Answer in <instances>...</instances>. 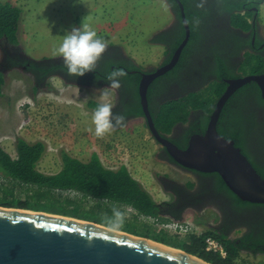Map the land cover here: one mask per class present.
Listing matches in <instances>:
<instances>
[{
  "label": "rangeland",
  "instance_id": "1",
  "mask_svg": "<svg viewBox=\"0 0 264 264\" xmlns=\"http://www.w3.org/2000/svg\"><path fill=\"white\" fill-rule=\"evenodd\" d=\"M7 2L22 10L21 21L17 45L9 44L6 39L0 40V60L2 49L12 46H16L33 61L62 59L53 55V52L59 47L63 36L72 28L84 25L96 31L107 46L122 47L125 56L133 59L144 71L159 67L167 56V49L174 42L166 32L174 21L173 14L170 6L163 0H0L3 4ZM259 20V33L264 39V7L260 8ZM219 22L221 20H216L210 26L208 19L204 17L197 22L196 27L201 36L198 44L191 49L192 56L187 62V70L180 76L182 82L188 74L193 76L197 69L209 70L211 63L208 49L212 44L222 51H228L231 47L227 40L218 39L224 31L219 29ZM212 38H216L215 42L209 43ZM211 51L214 52L213 47ZM247 51L242 53L240 64L245 60ZM252 63L254 64H249L250 66L245 64L243 70L240 69V74L250 75L251 70L246 67L255 66L256 60ZM206 74L210 75L209 72ZM4 78L6 83L3 96L0 97V146L12 157L16 156L15 144L18 138L30 143L41 141L46 144L47 153L39 164V170L45 174L60 171L62 151L83 162H88L93 154H98L107 168L117 170L126 166L154 201L168 198L157 182L159 176H169L181 184H188V176L169 169L157 157L159 145L150 135L143 118H135L123 128H117L102 138H97L89 131V128L94 130V125L93 110L86 106L88 101L114 105V91L80 88L57 77H50L43 85H39L33 82L29 74L16 69L4 74ZM211 78L184 85L178 93L165 81L159 80L154 101L166 103L178 100L183 103V107L188 103L187 97L190 104L194 102L195 105H200L201 110L206 113L213 107L212 100L216 98V104L219 98L214 91L215 81ZM35 86H39L37 90L34 89ZM189 87L194 89H188ZM105 91L109 92L107 97L104 96ZM258 116L254 117L253 130L246 135L244 144L245 152L260 168L264 163V120ZM247 125L249 129L250 124ZM5 188H12L13 196L18 200H27L30 209L48 214L74 215L108 227L103 218L111 216L112 206L109 204L108 207L103 204L93 206L95 202L81 201L75 192L42 196L34 193L35 188L3 179H0V198L4 196ZM115 207L126 213L125 224L118 231L136 234L145 239L150 237L149 240L172 235L164 232L154 219L151 220L154 224H145L142 220L133 218L135 213L129 207ZM208 214L209 217L214 216L211 211ZM168 243L171 244L170 241ZM242 259L250 264H264V256L253 259L241 253L239 260Z\"/></svg>",
  "mask_w": 264,
  "mask_h": 264
},
{
  "label": "trees",
  "instance_id": "2",
  "mask_svg": "<svg viewBox=\"0 0 264 264\" xmlns=\"http://www.w3.org/2000/svg\"><path fill=\"white\" fill-rule=\"evenodd\" d=\"M169 2L174 12L178 14L180 20L179 35L175 36L174 42H172L170 46L171 50L174 52L185 37V28L182 23V13L179 2L177 0H169ZM180 3L184 6L186 19L191 29V36L175 68L164 76L157 78L150 86L148 91V102L149 110L156 127L158 130L167 134H170L177 124H186L189 122L192 111L200 110L201 113H199L198 119L189 122L190 126L185 133L186 141H188L193 134H203L205 132L209 120V115L206 113H212L216 98L212 100L213 107L206 113L201 110L200 105H195L194 102L190 104L187 97L188 103L183 107H181L183 103L178 100H173L177 102L170 100L166 103L161 100L155 102L154 97L157 94L158 81L167 78H176L180 76L182 71L186 68L187 62L190 56H192L191 49L198 44V40L201 36L196 24L202 17L208 19L210 26L215 24L214 21L220 19L224 21L225 24H229L234 30L239 29L242 32L253 31L254 15L256 14L254 8L259 9V6L264 3V0H180ZM21 12L22 10L18 6H14L10 2L5 4L0 3V40L6 39L11 45L18 44L17 36L19 33ZM256 22H259V17L255 20V23ZM236 32L226 29L218 36V39L223 38L230 43L231 47L228 51H222L220 47L213 44L208 49V52H210L209 62L211 64L209 68L210 75L206 74V77H212L211 80L215 81L214 91L217 97H220L224 93L227 86V79L241 77V75H236V72L237 70L240 72V69L243 70L242 68L246 66L245 64L250 66L249 64H254L252 62L256 60L255 66L252 65L251 68L246 67V69L248 68V70H251L250 75L264 73V49L256 52L252 47V50L247 51L245 60L240 64V51L245 44H252V35H254V32L248 39L243 38L240 34L241 32ZM215 39L216 38H212L209 43H214ZM259 43L260 41L257 37L256 46H258ZM212 47L214 48V52L211 51ZM230 51L232 52L229 53ZM233 52L238 53L236 60L235 56H237V54L235 55ZM107 54L108 56H106ZM130 61V58H125L122 47L110 45L107 46L106 51L97 62L99 67L97 68L96 65L95 71L88 72L84 76L69 75L67 69L63 65L62 59H44L40 61L29 59L28 70L32 71L34 75L37 73L41 77H45L46 80L50 77H57L67 84L86 87L88 85L86 81L87 78L94 77L97 80H103V83H109L107 80L108 74L114 68H122L126 75L119 79L123 88V93L128 99L125 103V110L121 115H124L127 120L129 118L144 117L139 96V83L141 81L140 71H142V68L136 64H131ZM230 64H240V67L233 69ZM202 81L203 80H201V82ZM33 82L41 85L42 81L33 78ZM5 83L4 73L0 71V97L3 96V87ZM103 85L104 84H100L97 86L101 87ZM38 87L39 86H35L34 89L37 90ZM99 104L101 103L89 100L86 106L88 109L94 111ZM256 104L264 108V100L261 97L260 89L256 83L252 82L240 88L229 99L219 120V133L225 138L233 140L235 145L240 147L244 153H246L244 144L246 132L253 130L255 124L254 117L257 111L254 109V106H256ZM247 124H250L249 130H247ZM262 137H264V135H262ZM15 151L16 156L12 157L0 146V179L13 184L35 188L36 190L34 193L41 194L42 196L53 193L63 194L75 192L79 195L81 201L89 200L92 203L95 202L93 206L94 204H103L108 207L109 204L112 206L110 207L111 209L114 206L129 207L137 212L133 217L136 219H139L141 216L151 218L159 217L157 204L154 202L151 195L143 189L141 184L132 177L126 166H121L119 169L114 170L104 166L98 154H93L88 162H83L62 151L60 155V171L55 174H45L39 170V164L47 153V146L44 142L38 141L30 143L22 138H18L15 144ZM248 157L249 160L253 162L249 155ZM255 168H257L261 177L264 178V168H258L256 164ZM211 175L219 180L221 187L231 194L239 205H261L264 207L262 204H253L240 200L226 186L218 174ZM190 185L192 186V184ZM3 191L4 196L0 198L1 207L36 211L28 207L27 200L23 202L15 198L12 188L10 190L5 188ZM10 196L12 199H8ZM61 216L87 221L82 217L74 215ZM163 222L166 221L164 220ZM133 235L138 236L136 234ZM167 237H157L151 240L187 252L209 264H250L246 259L239 260L243 251L242 248H244L246 244L244 238L240 239V243L237 244L225 240L222 236L217 235L215 231L211 230L206 231L200 236L188 235L184 237L181 235H168ZM208 237H212L221 243L227 252L226 258H222L217 253L206 251L205 240ZM146 238L150 239V237ZM168 241H170L171 244L168 243ZM257 243L260 242L254 244Z\"/></svg>",
  "mask_w": 264,
  "mask_h": 264
},
{
  "label": "water",
  "instance_id": "3",
  "mask_svg": "<svg viewBox=\"0 0 264 264\" xmlns=\"http://www.w3.org/2000/svg\"><path fill=\"white\" fill-rule=\"evenodd\" d=\"M180 4L185 37L172 60L151 72H141L139 96L152 138L177 165L218 174L242 201L264 205V178L233 140L222 136L218 123L229 99L252 82L264 100V73L226 80L203 134L190 137L185 149L163 137L149 110L150 85L178 64L191 36ZM257 18V14L254 15ZM0 264H209L187 252L90 221L38 211L0 206Z\"/></svg>",
  "mask_w": 264,
  "mask_h": 264
},
{
  "label": "flooded vegetation",
  "instance_id": "4",
  "mask_svg": "<svg viewBox=\"0 0 264 264\" xmlns=\"http://www.w3.org/2000/svg\"><path fill=\"white\" fill-rule=\"evenodd\" d=\"M169 6L173 14L174 21L166 32L168 33V35H170V39H174L175 36H178L180 32V20L178 18V14L174 12L170 3ZM253 25V31L242 32L239 29L234 30L229 26V24H225L224 21H221V23L219 24V29H227L228 31L233 32L237 31L236 33L241 32L240 34L245 39H248V37L251 36V34L254 32V35H252V44L244 45V47L240 51V57L242 56L243 52L252 50V47L254 48V50H256V52L264 49V40L261 38V35L259 33L260 26L255 24ZM257 37L260 41L258 46H256ZM2 51L3 54L0 60V71H2L4 74H7L9 71L16 69L29 74L32 79L35 78V80L42 81L41 85L45 83V77H41L37 73H35L34 75L32 71L28 70L29 59L22 52H20L16 48V46H12V48L4 47ZM175 51L173 52L169 47L166 52L167 56H165V60L160 65L163 66L168 64L172 60ZM232 51H230L229 53H231ZM234 54H237V56H235L236 60V57H238V53ZM106 56H108V54ZM125 58L127 57L125 56ZM130 63L136 64L134 61H130ZM230 65L233 69L240 67V64ZM98 67L99 66L97 65V68ZM184 70H187V67ZM184 70L182 71L180 76L183 74ZM151 71L152 69L148 70V72ZM141 72L142 71H140V74ZM208 72L209 70L205 71L202 69H197L193 72V76L192 74L187 73L188 75L186 78H184V82L180 80V76L176 78H167L163 81H165L167 85L171 86L174 91L178 93L179 91H181V89H183L184 85H191L197 83L198 81L206 79V73ZM236 73V75H241L238 70ZM242 76L243 75H241V77ZM86 81L88 82V85L86 87L84 86V88H91L96 90L108 89V82L103 83V80H97L94 77H89L86 79ZM100 84L104 85L98 87L97 85ZM190 88L193 87H189L188 89ZM112 91H114L115 93L113 112L116 114H122L125 110V103L127 102L128 98L124 95L121 84L119 89ZM254 109L257 111L256 115L258 114V117L264 120V108H261L256 104V106H254ZM199 113L201 112L192 111L191 116L189 117V122L197 120ZM132 119H127L125 123L131 121ZM189 122H187L186 124H177L170 134H167L160 130L159 131L163 135V137L169 139L177 147L185 149L189 141H186L185 137L186 130L190 126ZM251 131L252 130L247 131L246 135ZM157 144L159 145V152H157V157L160 158L161 162L165 164V166L169 169L174 170L179 174L188 176L189 180L188 184H181L175 179L170 178L169 176H159L157 182L160 187L166 192L168 198L161 201H154L157 204V211L159 213V217H153L155 222L157 221V223H159V226L165 223L163 222L164 220L167 223L188 222L199 228L202 234H204L208 230L215 231L217 235L222 236L225 240L237 244L240 243V239L244 238L246 240V244L244 248H242V254L250 255L253 259H258L264 256V207L261 205H239L234 197L221 187L219 180L215 176L185 169L177 165L176 162L170 157L167 150L159 143ZM244 154L248 157L246 153ZM252 164L255 167V164L253 162ZM262 167L264 168V163L262 164L261 168ZM190 184H192V186ZM209 211L214 214L213 217H209ZM139 219L142 220L145 224H154V222L151 221L152 219H145V217H140ZM256 242L260 243L254 244Z\"/></svg>",
  "mask_w": 264,
  "mask_h": 264
},
{
  "label": "clouds",
  "instance_id": "5",
  "mask_svg": "<svg viewBox=\"0 0 264 264\" xmlns=\"http://www.w3.org/2000/svg\"><path fill=\"white\" fill-rule=\"evenodd\" d=\"M165 2H167L168 5L170 3L169 0H165ZM262 7H264V3L259 6V9L254 8L257 14V18L259 17L260 8ZM257 18H254L253 24L259 25L261 28L260 20L258 23H255V20ZM106 48L107 44L105 40L102 37H99L96 31L90 29L87 25H84L83 27H74L71 29V31L66 32L59 47L54 50L53 55H58L62 58L63 65L67 69V73L69 75L84 76L88 72L95 71L97 62L100 60L103 53L106 51ZM131 61L134 60L131 59ZM142 72H148V70H142ZM125 75L126 73L122 68H114L107 76V80L109 81L107 86L108 90L110 91L119 89V78ZM79 87L81 88V86ZM108 94V91L104 92L105 97H107ZM125 122L126 118L124 115L116 114L113 112L112 104L101 103L93 111L92 124L94 125V130L92 128H89V131H92L97 138H102L107 134H111L117 128H123L126 124ZM130 210L133 209L130 208ZM133 211L136 215L137 212L135 210ZM141 217L144 218L143 216ZM146 218L153 219L151 217H145V219ZM103 219L107 226L110 228V230L116 231L124 226L126 221V213L114 206L111 211V216L106 215Z\"/></svg>",
  "mask_w": 264,
  "mask_h": 264
},
{
  "label": "built area",
  "instance_id": "6",
  "mask_svg": "<svg viewBox=\"0 0 264 264\" xmlns=\"http://www.w3.org/2000/svg\"><path fill=\"white\" fill-rule=\"evenodd\" d=\"M162 230H165L172 235H181V236H188V235H202L201 231L199 228L195 227L193 224L185 222V223H180V222H172V223H165L161 225ZM206 243V251L207 252H212V253H217L219 254L222 258L227 257V252L224 249V247L221 245L220 242H218L216 239L212 237H208L205 240Z\"/></svg>",
  "mask_w": 264,
  "mask_h": 264
},
{
  "label": "crops",
  "instance_id": "7",
  "mask_svg": "<svg viewBox=\"0 0 264 264\" xmlns=\"http://www.w3.org/2000/svg\"><path fill=\"white\" fill-rule=\"evenodd\" d=\"M73 96V95H72ZM74 97H76V96H74Z\"/></svg>",
  "mask_w": 264,
  "mask_h": 264
}]
</instances>
